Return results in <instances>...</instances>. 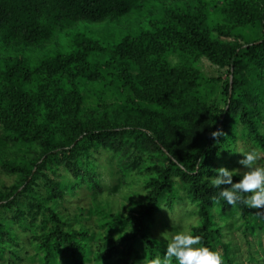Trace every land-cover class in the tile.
Segmentation results:
<instances>
[{
  "label": "trees",
  "instance_id": "obj_1",
  "mask_svg": "<svg viewBox=\"0 0 264 264\" xmlns=\"http://www.w3.org/2000/svg\"><path fill=\"white\" fill-rule=\"evenodd\" d=\"M145 1L0 0V53L20 45H42L79 22L117 21ZM234 8L235 22L243 29L250 28L252 37L246 45L232 49L214 47L196 22L188 25L176 16L181 27L160 29L157 34L127 35L105 48L96 39L76 35L65 54L45 55L35 62L23 57L0 66V154L11 149L27 155L26 148L31 147L39 152L31 166L3 165L5 171L23 179L16 189L21 191L11 197L0 196V211L5 207L13 211L14 223L26 230H41L36 227L42 223L44 228L52 226L42 238L33 235L42 244L40 264H147L156 256L162 257L167 243L155 237L151 226L163 201L177 198L178 187L198 207L199 224L192 232L221 256L228 252L224 231L231 235L240 221L252 215L264 219V211L242 204L231 206L223 200L214 203L219 189L208 181L215 175L214 169L231 171L237 166L233 157L221 155L236 141L239 125L250 149L264 151V0L246 6L234 0ZM163 39L176 42L189 56L205 55L228 67L224 108L211 98L212 86L219 79L179 69L161 55L150 59L155 51L163 50ZM103 52L111 60L94 58ZM89 84H107L108 89L95 90L104 101L126 99V111L139 124L119 126L102 116L89 121L78 118L82 117L80 91ZM259 126H263L262 131ZM217 131L222 135L213 138L212 132ZM104 149L134 153L124 171L139 170L147 177L148 195L142 210L120 221V227L130 232L125 255L120 254L119 239L94 241L83 232L69 233L67 222L56 215L48 221L44 210L46 203L63 202L82 182L87 189L99 185L97 174L91 175L90 169L95 153ZM151 153L167 157V166H145ZM54 167V177H50L48 171ZM59 172L70 173L72 179L57 175ZM239 179V175L233 176L234 183ZM38 187L46 190V197H31ZM27 193L26 205L12 204L17 194ZM245 225L248 227V222ZM11 232L7 219L0 216V264L21 260L8 247ZM37 257L27 256L31 262Z\"/></svg>",
  "mask_w": 264,
  "mask_h": 264
},
{
  "label": "rangeland",
  "instance_id": "obj_2",
  "mask_svg": "<svg viewBox=\"0 0 264 264\" xmlns=\"http://www.w3.org/2000/svg\"><path fill=\"white\" fill-rule=\"evenodd\" d=\"M244 6L247 4L257 5L260 0H238ZM234 0H148L141 3V6L134 9L129 15L120 18L117 21L104 20L102 22H79L69 28H65L56 33V35L46 43L35 47L20 45L13 50L0 53V66L5 61H11L18 58H27L29 61H38L45 55L65 54L72 47V40L76 35H82L86 38L96 39L100 45L105 48L121 41L127 35H138L144 32L157 34L160 29H168L173 26L181 27L183 24L175 20L178 16L191 25L193 22L199 26L200 33L216 48L232 49L240 45H246L252 36L250 28H241L235 22L233 13ZM163 50L155 51L150 57L152 61L161 55L165 60L179 69L199 71L206 78L219 79L214 82L211 90L212 100L220 108H224L226 95L225 86L229 79L228 67H223L211 61L205 55L189 56L176 42L171 39H163ZM106 52L99 53L94 58L105 62L111 60ZM108 89L107 84L105 85ZM104 85L89 84L88 87L81 89V106L78 117L84 121L97 119L99 116L108 118L112 123L119 126H132L139 124L135 117H131L126 111V99L117 100L108 98L106 101L98 97L100 88ZM42 115V113H40ZM43 118V117H40ZM0 121V133L3 129ZM236 132V141H232L229 148L222 152L221 158L233 157L237 166L233 170L243 171L238 163L242 159L241 151L250 150L249 142L246 140L244 131L238 126ZM263 126H259L262 131ZM128 137L129 134L125 133ZM131 138V137H130ZM130 140V139H129ZM27 155L8 150L0 154V196L11 197L22 188L16 190L23 179L19 174H13L3 169V165H17L20 163L31 166V161L39 155L36 147L26 148ZM260 159L259 164L264 166V151L257 149ZM134 153L127 152L125 149L113 150L104 149L101 153H95L94 164L91 166L90 174L96 175L99 179V185L94 189L86 188V182L73 189L65 200L58 203L45 204V213L48 221H52L56 215L68 223L66 231L69 233H85L94 241L113 237L119 239L120 254L125 255L127 247L130 245L129 230L120 227V221L137 216L146 203L148 190L145 189L147 182L146 175L142 172H125L124 169L131 162ZM131 156V157H130ZM145 166L166 167L167 157L151 153ZM49 170V169H48ZM53 170L48 171L52 175ZM147 171L146 169L142 170ZM146 173V172H145ZM64 173H57V175ZM66 175V174H64ZM63 175V176H64ZM238 175V174H237ZM66 179L71 178L68 173ZM72 179V178H71ZM70 179V181H71ZM69 182V181H68ZM87 185V184H86ZM38 192H33L31 197L39 198L41 195L46 197L44 188H36ZM177 198L163 201L160 209L156 213V220L151 226L155 237L163 242L165 233L170 234L182 226L189 228L199 224L197 204L189 198L184 191L177 188ZM29 194L26 196L14 197L12 204L15 207L27 204ZM264 211L262 209H254ZM0 216L7 219L12 232L7 239L8 247L12 252H17L21 260L17 264H40L39 255L42 252L41 241H35L33 235L39 238L45 236L51 230L44 224H39L37 228L41 230H26L14 223V213L6 207L0 211ZM191 218V223L185 224V221ZM229 220V219H228ZM248 222V227L245 223ZM232 223L231 220L228 222ZM116 227V228H115ZM121 228V229H120ZM87 237V238H88ZM227 243L228 252L222 256L223 264H264V219L255 215L249 216L248 220L239 222L231 235L224 231L223 239ZM86 243L90 241L86 240ZM37 254L35 262L27 258L29 255ZM142 256V255H141ZM133 256H130V261ZM115 263V260L111 261ZM95 264V263H92Z\"/></svg>",
  "mask_w": 264,
  "mask_h": 264
},
{
  "label": "clouds",
  "instance_id": "obj_3",
  "mask_svg": "<svg viewBox=\"0 0 264 264\" xmlns=\"http://www.w3.org/2000/svg\"><path fill=\"white\" fill-rule=\"evenodd\" d=\"M215 138L221 132H212ZM242 155L238 163L243 171L228 170L221 167L214 169L215 175L208 178L213 188H218V195L213 197L214 203L221 200L228 205L242 204L249 209L264 208V166L258 163L260 156L257 149L248 151L236 150ZM239 175L238 182H233V176ZM227 185L228 187H221ZM191 223V218L185 224ZM167 241L164 255L152 258L147 264H223L222 256L215 250L203 245L201 237L189 228L182 226L170 234H163Z\"/></svg>",
  "mask_w": 264,
  "mask_h": 264
}]
</instances>
